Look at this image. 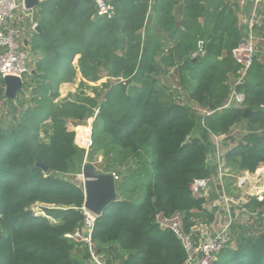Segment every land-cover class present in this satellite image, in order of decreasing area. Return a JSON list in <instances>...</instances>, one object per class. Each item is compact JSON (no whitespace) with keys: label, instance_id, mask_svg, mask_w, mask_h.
<instances>
[{"label":"trees","instance_id":"obj_1","mask_svg":"<svg viewBox=\"0 0 264 264\" xmlns=\"http://www.w3.org/2000/svg\"><path fill=\"white\" fill-rule=\"evenodd\" d=\"M106 1L114 14L99 19H94L95 0H41L37 7L40 33L31 48L39 59L31 74V105L18 117L13 106L14 120L0 125V264H85L72 238L85 224L84 189L60 176L81 170L86 148L77 146L76 138L78 131L90 129L83 127L96 110L90 149H102L118 167L134 159L141 165L136 174L129 172L132 182L137 178V190L121 187L117 200L96 220L92 240L100 254L111 253L110 259L104 254L108 264H185L182 241L159 226L157 215L181 214L185 230L195 234L198 219L210 215L206 199L191 186L210 178V161L224 152L225 161L241 171L255 174L264 166V55L255 57L238 87L245 105L223 109L229 81L240 70L232 56L242 41L234 12L220 9L222 0L218 5L214 0L207 5L204 0ZM150 10L157 14V25L172 35L169 41H179L178 61L187 60L181 70L190 67L195 82L189 97L208 111L203 117L175 103L153 76L157 39L147 34L144 40L142 34ZM218 31L219 44L214 40ZM200 49L205 57L191 59ZM78 55L84 78L109 81L96 98L57 103L61 85L73 80ZM3 86L1 78L0 95ZM246 110L252 111L249 118H244ZM237 126L243 127L242 138L231 146L227 140ZM223 136L220 146L215 138ZM147 165L151 171L146 173ZM128 191L140 197L133 199ZM38 204L52 207L44 208L47 217L32 211ZM249 206L264 213V197H251ZM236 228L231 229L235 248L224 249L215 264H264V230Z\"/></svg>","mask_w":264,"mask_h":264},{"label":"built area","instance_id":"obj_2","mask_svg":"<svg viewBox=\"0 0 264 264\" xmlns=\"http://www.w3.org/2000/svg\"><path fill=\"white\" fill-rule=\"evenodd\" d=\"M95 3L97 12L94 19L113 16V7L106 0H95ZM263 4L264 0H255L246 36L232 52V56L240 66V70L238 76L229 81L231 93L223 109L242 107L246 103V96L238 90V87L245 83L249 71L253 66L255 54H261L260 48L264 44V33L262 35L256 33L258 22H256L257 20L255 21V17ZM34 10H27L24 0H0V79L7 77L22 79L32 73L31 56L25 44L24 35L28 29L36 32L38 25L35 20L36 13ZM199 45L202 48L203 43L201 42ZM199 57H205V52L202 49L193 54L192 58L197 59ZM174 100L184 105L187 103L188 97L184 92V94L175 97ZM93 121L91 118L89 123H93ZM218 138L220 139V137L215 138L217 142L219 141ZM221 155L217 158L219 162ZM112 175L116 181L119 180L117 174ZM246 176L249 179L250 173L248 172ZM256 179L258 180V177ZM219 181L221 182L222 180ZM208 183L209 180H197L191 186V190L196 196L204 197ZM222 196L227 201V195L222 193ZM257 197L259 199L263 198ZM234 204L236 203L234 202ZM81 210L85 215V224L72 238L77 246L87 248L92 264H108L105 256L98 252L92 240L97 217L88 212L84 206ZM32 211L35 215L40 216V213L36 210V206L32 207ZM156 219L162 229L173 232L182 241L187 252L185 264H215L219 254L229 246L230 231L228 228L218 232L212 239L199 243L196 240L195 234L188 233L185 230L183 215L176 214L173 217H167L164 213H160Z\"/></svg>","mask_w":264,"mask_h":264},{"label":"rangeland","instance_id":"obj_3","mask_svg":"<svg viewBox=\"0 0 264 264\" xmlns=\"http://www.w3.org/2000/svg\"><path fill=\"white\" fill-rule=\"evenodd\" d=\"M252 14H253V10L247 9L245 14H242L243 16L246 17L245 19L242 18V22L243 21L245 22L246 20L247 21L250 20L252 18ZM255 18H256L255 21L257 20L258 22L263 23V27H261V28H263V30H260V31L262 33H264V4L261 6V8H260V10H259V12ZM243 27H245V26H243ZM24 36H26V35H24ZM167 39H168V37L166 36V38L163 42L165 44L164 48L160 51H159V49H161V48H158V52L156 53V61L155 62L153 61V63H154V65L156 64L155 66L158 68V70H157V73L153 76L159 81V84H160V87L162 88V91L164 93H166L167 95H172L174 97H177L178 95H180V94L182 95L185 92L188 96V100H187V103L185 105H188L190 110L194 111L197 114V116L203 117L204 115H206L208 113V111L204 107H201L198 104L192 102L191 98L189 97V93L192 91V89L195 85V82L192 80V77L190 74L191 68L188 67V69L181 70L182 66L183 65L185 66V62H187V60L178 61L179 52L178 51H177L178 53L175 52V46L176 45L173 41L168 42ZM196 52L191 54V56H190L191 59H193L192 58L193 54H195ZM29 53L31 56V71H33V69L34 70L36 69V62L38 61L39 57L37 55H34L32 53V51H30V49H29ZM162 53H164L165 56H163ZM31 74H29L28 76H25V78L22 79L23 80L22 84H23L24 88L26 86L32 87V84H34V83H32ZM231 79H233V78H231ZM92 93H91V95H93ZM174 101H175V103H178V102H176V100H174ZM0 103H1V101H0ZM0 109H3V108L0 107ZM97 115H98V111L96 110L95 116L92 118V120H94L95 117H97ZM93 123H94V121H93ZM93 123H89V121H88V123L86 124L85 127L86 128L92 127L91 131H93ZM85 127H83V128H85ZM72 128L73 127H71L70 130L73 131ZM242 129H243L242 126H237L234 130H232V132L230 134V138L227 140L228 141L227 144H231L233 146L234 145L233 142L229 141V140L235 139L236 141H239L242 138ZM74 131L77 132V129L76 130L74 129ZM78 135L79 134H77V136ZM87 135L89 137L90 129H88V131H86V134L84 131V133L80 136V139H79V137L76 138V141H77L76 144L77 143L80 144V142H87L88 141V137H86ZM226 138H227L226 136L220 137V139L218 138V140H219L218 143L220 144V146H221V144L226 142L225 141ZM77 146H80V145H77ZM87 147H84V148H86V154L84 157L83 165L85 162L93 164L95 169L97 170V172L100 174H117L119 176V180L116 181L117 195L120 194L119 190L121 187H131V188L134 187L137 190V186L136 185L134 186V183H135L134 180H137V178L134 177L133 182L129 179L130 173L131 172L133 173V171L138 170L141 166L137 162L138 161L137 159L132 160L129 164H127L123 167H118L114 163L112 157L105 156L104 151L102 149L91 150L90 147L89 148H87ZM221 156H223V155H221ZM223 158L224 157H222L221 160H223ZM222 164H223V162L220 165V169H218V175H220L218 180H222V181L220 182V185H216L217 187L220 188L221 193H219V195L214 194L213 197H212V195L210 197H207L211 203V206L206 205L205 209L207 211V214H209L210 216L203 215L201 219H198L197 226L199 227L200 221L204 220L205 221L204 227H206L208 229L206 231V239L204 240V242L206 240L212 239L216 233L224 230L225 228H228L230 231V233H229L230 241L233 240V237H235V233L231 229L234 226L237 228L238 227L242 228V226H243V228H245L247 232L249 231L252 233H256V232H260L261 230H264V213L259 214V210H255L254 208H251L249 206L251 197H257V196L264 197V194L263 193L261 194V192H264V166H262L256 172V174L257 173L259 174L258 176L254 175L255 177L256 176L258 177L259 185H256L254 188H251V185L243 187V189L245 191L244 194H246L247 189H249L250 194H251L249 198H246V197L241 196L243 194L241 191L242 190V180H257V179H253L251 174H250L249 179L243 178L244 177L243 172H241L237 166H236V170L232 169L233 172L229 169L225 172ZM83 165L81 167V170L78 173L71 174V175H63L60 177L78 185L79 187L84 188V179L82 176ZM147 171H151L150 167L148 165L146 166V173H147ZM223 171H224V173H223ZM225 173H227V175ZM133 174H136V172H134ZM261 176H263V178H261ZM226 180H237V182H238L237 188L239 191H236L237 189L235 188L233 193L231 194L229 191L230 190L229 188H231V184L227 183L228 181H226ZM240 182H241V185H240ZM260 187L262 188V190L259 189ZM208 188H209V183H208ZM128 193L130 195H134V193H132L130 191H128ZM222 193H225L227 195V201H226V199H224L223 196H221ZM131 197H133V199L135 197H136V199H138L140 197L139 192L135 193V195L131 196ZM234 202L236 204H234ZM44 208H52V207L46 206L43 204L36 205V210L40 213V216H43V217L46 216L47 217V214L44 212ZM54 221L58 222V220H54ZM54 221L52 223H54ZM237 231H240V229L238 228ZM229 246L231 248H235V243L232 242V243H230ZM77 248H79V249H77ZM77 248L75 251L76 255H78L81 258V260H83V262L85 264L86 263L91 264V258L89 256V252L86 250V248L83 246H77ZM77 251H78V254H77ZM104 254H107L108 259H110V257H113L110 252L103 253L102 255H104ZM114 261H116V260H114Z\"/></svg>","mask_w":264,"mask_h":264},{"label":"crops","instance_id":"obj_4","mask_svg":"<svg viewBox=\"0 0 264 264\" xmlns=\"http://www.w3.org/2000/svg\"><path fill=\"white\" fill-rule=\"evenodd\" d=\"M222 1H223L222 2L223 5L221 6L220 9L225 8L227 13L234 12V14L237 16L238 28H239V31L241 33V40L243 41V39L246 36L248 24H249L250 20H248V21L246 20L245 22L244 21L242 22V18H244V19L246 18L242 14H245L247 9H252V10L254 9L255 0H222ZM214 2L217 5L219 4L218 0H214ZM207 3H208V0L203 1V4L207 5ZM176 10H177V7H174V9L172 11L173 15L176 14ZM34 11H35V13H37L38 9L35 8ZM256 22H258V21H256ZM243 26H245V27H243ZM261 27H263V23L258 22L257 28H256V31H257L256 33L258 35H262V32L260 30H263V28H261ZM35 33L36 32H34L30 29H28L25 32V35H26V36H24V38L26 37L25 38V44H26V42H28V44L26 46L28 47V49H30V51H32L31 42H32V39H33V36ZM142 34H143L144 40H145V36L147 34L153 35L157 39V44L155 45V47H154L155 49L152 53V61L155 62L156 61V53L158 52V48H161V49H159V51L162 50L165 46V44L163 42H164L166 36L168 37V39H167L168 42H170L169 40L172 39V35L168 36V34L165 33L164 30L157 25V14L153 10H150L148 13L147 25H146V27H144L142 29ZM121 38L123 40H126L127 39L126 34L123 33ZM214 40L217 44H219L223 41L221 38V35H220V31H218L217 33H214ZM227 40H228V37H226L224 39V44H226ZM173 42L176 45L175 46V52L178 53L179 51H178L177 46H178L179 41L173 40ZM32 53L39 57V55L37 53H34L33 51H32ZM260 53L262 55H264V44L260 48ZM162 55L165 56L164 53H162ZM258 56H259V54H258ZM82 61H83L82 55H78L75 58L73 65H72V69H73V73H74L73 80L69 83H64L61 85L60 96H59L58 100L56 101L57 103H59V102L62 103L66 100H70V98L73 101H76V100L78 101L79 99H82L84 97L85 98L86 97L96 98L97 95L103 94V91H104L103 85L109 81V78L103 76L98 81H95L92 78H89V79L84 78ZM157 70H158V68H157ZM33 71H34V69H33ZM22 79L14 78V77H7V78L3 79L4 80V86L2 87L3 91L0 95V101H1L0 107L3 108V109H0V125L1 126L10 124L14 120L13 119V113L11 110L13 106H15L16 109L18 110V113H17V117H18L31 105V100H32L31 88L33 87V84H32V87L26 86L24 88V86L22 84V82H23ZM91 93L93 95H91ZM91 128L92 127H90V136L89 137H88V135L86 136V137H88V141L86 140L87 142H80V144L77 143V145H80L81 147H87L88 146L87 148H89L91 146V139H92V131H91L92 129ZM72 129H73V131H74V129L76 130L75 127H73ZM83 133H84V130H81L80 132H78V134L80 136ZM85 134H86V131H85ZM79 135L77 137H79V139H80ZM223 153H222V155H223L222 157H224V158H223V160H221V157H220V162L218 161V159L216 160L217 163L214 161H210L213 173L211 174L210 178L208 179L209 180V188H207V191L204 193V198L206 199V205L207 206H211V203L207 197H210L211 195L213 197L214 194L219 195V193H221L220 188L216 186V185H220V181L218 180V176H219L218 175V169H220L221 163L223 162L222 165H223L225 172L228 169L231 170L232 172H233L232 169L236 170L235 165L225 161V153L224 154ZM241 172H243V176H244L243 178L248 179V177L246 176L248 172L247 171H241ZM223 173H224V171H223ZM225 174L227 175V173H225ZM251 175H252L253 179H256L259 174L255 173V174H251ZM254 175H257V176L255 177ZM226 181H228L227 183L231 184V188H229L230 189L229 191L231 194L233 193L235 188L237 189L236 191H239L237 188L238 187L237 180H226ZM240 185H241V182H240ZM248 185H251V188H254L256 185H259V180H242V190H241L243 193L241 195L242 197H246V198L250 197L251 194H250L249 189L246 188L247 189L246 194H244L245 191L243 189V187H246ZM259 189L262 190L261 187ZM262 193L264 194V192H261V194ZM52 221H54V220L52 219ZM54 223L60 224L61 222L60 221H58V222L54 221ZM204 224H205V221L201 220L199 223L200 226L199 227L197 226L194 229L196 240L199 243L200 242L203 243L204 240L206 239V231L208 229L206 227H204L205 226Z\"/></svg>","mask_w":264,"mask_h":264},{"label":"water","instance_id":"obj_5","mask_svg":"<svg viewBox=\"0 0 264 264\" xmlns=\"http://www.w3.org/2000/svg\"><path fill=\"white\" fill-rule=\"evenodd\" d=\"M24 3L27 10H34L40 5L41 1L24 0ZM36 32L40 33L38 26ZM27 44L28 42H26ZM257 56L258 54L256 53L255 57ZM251 114V110H246L244 118H249ZM37 167L41 168L45 173L49 171V168L44 165H37ZM82 176L84 179L83 189L85 194L84 208L97 218H100L107 207L118 198L115 177L112 174L98 173L94 165L88 162H85L83 165Z\"/></svg>","mask_w":264,"mask_h":264}]
</instances>
